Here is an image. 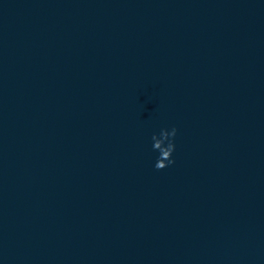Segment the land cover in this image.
<instances>
[{
    "label": "water",
    "instance_id": "95a60500",
    "mask_svg": "<svg viewBox=\"0 0 264 264\" xmlns=\"http://www.w3.org/2000/svg\"><path fill=\"white\" fill-rule=\"evenodd\" d=\"M0 264H264V0H0Z\"/></svg>",
    "mask_w": 264,
    "mask_h": 264
},
{
    "label": "clouds",
    "instance_id": "9594fccd",
    "mask_svg": "<svg viewBox=\"0 0 264 264\" xmlns=\"http://www.w3.org/2000/svg\"><path fill=\"white\" fill-rule=\"evenodd\" d=\"M176 135L177 128L175 126L170 130L162 128L158 135H152V148L159 153L154 165L157 170H163L175 163L172 154L176 147L174 142Z\"/></svg>",
    "mask_w": 264,
    "mask_h": 264
}]
</instances>
